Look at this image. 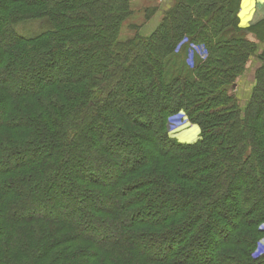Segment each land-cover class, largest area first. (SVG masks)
<instances>
[{
    "label": "trees",
    "instance_id": "obj_1",
    "mask_svg": "<svg viewBox=\"0 0 264 264\" xmlns=\"http://www.w3.org/2000/svg\"><path fill=\"white\" fill-rule=\"evenodd\" d=\"M240 1L175 0L149 36L121 41L129 0H0V264H264V254L251 256L264 220V48L257 54L246 37L263 40L264 19L240 27ZM22 19L39 31L18 34ZM183 37L207 56L172 69ZM251 56L261 65L242 108L231 88ZM179 109L200 127L195 143L165 130ZM106 128L104 148L89 150L86 133ZM77 148L83 155L72 157ZM113 148L135 156L118 162ZM98 161L105 168L94 177ZM66 164L102 181L83 188V217L55 216L60 200L36 213L34 198ZM239 182L233 201H219ZM219 204L228 227L208 214ZM204 225L223 238L204 244Z\"/></svg>",
    "mask_w": 264,
    "mask_h": 264
},
{
    "label": "rangeland",
    "instance_id": "obj_2",
    "mask_svg": "<svg viewBox=\"0 0 264 264\" xmlns=\"http://www.w3.org/2000/svg\"><path fill=\"white\" fill-rule=\"evenodd\" d=\"M175 0H169L168 2H162L160 0H144L142 1V3L137 4V5H132L131 4V0H129V14L128 17L125 19V21L123 22V24L121 25V29L118 32V38L122 41L125 39H128L129 37H132V35L136 32H138V34L143 35V36H149L157 27V25L161 22L162 17L164 16V14L166 13V11L171 8V6L174 4ZM146 4V6H144ZM140 5V6H139ZM169 5L168 7H165ZM240 5V4H239ZM161 12L159 17L156 18V22H155V26L152 29V31L150 33H145L142 30V26H144L146 22V20L148 21L150 19L151 16H153L154 12L156 11ZM239 25V23H238ZM240 26V25H239ZM14 30L18 33V34H22L23 36L29 37L31 35L36 34L39 31V23L36 20H28V19H22V20H18L15 24H13ZM241 27V26H240ZM230 30L234 31L232 28H230ZM247 36V34H246ZM7 41V40H6ZM5 41V42H6ZM255 45H256V53L259 54L262 49L264 48V39H258L257 35H255ZM176 47L174 48L173 52L177 53V57L175 59V63L172 66V69L178 68L180 67L181 64L184 65L185 68L188 69H192L194 67V64H197V62H199V60L205 59L207 56V50L206 47L204 46L203 43H199V42H192L190 43L189 40H187L185 37L182 38V40L176 43ZM206 54V56H205ZM205 56V58H204ZM54 66L50 67L51 69V73L52 75H56V77H58L59 75H57V73L53 74V70H55L56 72H61L62 66L59 64H55L53 63ZM259 65H261V61L256 57V56H251L250 59L247 61L245 68L243 69V71L240 73V75H238L235 79H234V87L231 88V93L233 95H235L241 103L242 108L245 107L248 99L250 98L252 92H253V85H254V72L255 69L257 67H259ZM58 67V68H57ZM53 69V70H52ZM175 71V70H174ZM228 85V84H227ZM228 87V90H230V87ZM12 90V89H11ZM8 95L10 97L15 96V94H13V92H11L10 90L8 91L6 89ZM126 109V111H130V107L129 106H124ZM12 112L15 111V107H10L9 110ZM152 112V111H151ZM148 112L146 114H154ZM262 121L261 123L264 124V116L262 115ZM142 120H145V117L142 118ZM23 122V121H20ZM165 130L167 132V134L169 135L170 138L174 139L175 141L179 142V143H195L198 139H199V134H200V127L198 125L197 122L192 121L189 119L187 113L183 110V109H179L175 112H172L170 114L167 115L166 119H165V124H164ZM91 130H88V132ZM87 137L83 138L85 143H86V139L92 140L94 144L90 145V144H86L87 148L89 150H97L98 148V142L100 143V145H103L104 148V142L103 140L109 136V132L108 129L106 128V131L104 133V136H96L94 134H92L91 132L86 133ZM128 136H121V139H124L123 141H129L130 145L132 146L131 148L134 147V145H136L135 143H139V141L137 139H132L129 140L127 138ZM108 145V144H107ZM113 146V145H111ZM108 145L109 148L104 149L105 153H108L107 151H110V147ZM115 146V145H114ZM116 147V146H115ZM128 147V146H127ZM102 148V147H101ZM112 148V147H111ZM159 149L162 150V148L160 146H158ZM112 151L110 152V154H112L115 158H117L118 162L122 161L123 163H125L127 160H129L130 157L135 156L133 153H130V151H126L124 148L120 149L119 152L117 153L116 148L111 149ZM160 150V151H161ZM27 151L24 152V154ZM114 152V154H113ZM109 154V153H108ZM72 157H76L78 158V156H82L83 154L81 153V151H79V148H77V150L73 153L72 152ZM27 157H25L24 162H27ZM85 161H91L92 163V159L89 158H85ZM126 160V161H125ZM125 161V162H124ZM29 164V163H27ZM127 164V162H126ZM4 168H6V165H3ZM91 168L89 170L88 173H92V175H99L100 172H102V169L105 168L104 164L102 162H97L96 164H93L90 166ZM2 168V166L0 167V169ZM86 172H84L82 169H76L73 170V168L71 167V164H66L63 169L61 170V172H59V174L55 175V183L54 186L50 188H48V190H44V188L51 186L49 182L46 183L45 187L42 188L41 191H43V196L39 197L36 196L34 198V202L35 205H37L38 211H36V213H40V211H45L46 208H52L51 206H48L47 204H44V202L46 201H50V202H58V200L60 201H64L63 203L65 204L64 209L57 211L56 209H61V207H59L58 205H53L56 206L57 208L52 210V213L57 216V212L60 213V215L62 213H68L71 215H74L75 217H83L84 214L83 211H85L84 208V201H90L89 199L86 198V190L87 189H83L85 188H89V187H95L97 188V186H94L96 181H101V180H91V178L85 174ZM104 173L106 175L103 174L102 177H109L111 174H109V172L104 171ZM76 179V183L73 182H69L68 180L71 178ZM27 177H25L24 179H26ZM28 179V178H27ZM109 179H111L109 177ZM112 180V179H111ZM125 180V178H124ZM102 182V181H101ZM105 182V181H104ZM108 184L105 186L104 190H107V188L110 190V185H112V181L108 180L106 181ZM28 183V182H27ZM242 182H239L238 185L236 186H230L228 189V193L219 196V201H233L234 200V194L236 192H239L240 190V184ZM99 188V187H98ZM113 188V187H112ZM113 190V189H112ZM141 190V189H140ZM64 196H70L65 198ZM143 201H146V198H143ZM154 201H170L171 199H168V197L165 196H158L155 199H153ZM74 201V202H72ZM94 201L93 204L95 205L93 208H97V209H92V211L94 210H98L100 209V204L97 203V201ZM44 204V205H43ZM224 205V203H223ZM223 205L219 204V206L217 208H211L209 210V216L213 217V219H217L221 222V224H223L224 226L228 227L224 222H222L221 218L219 217L223 212H225L228 215V210H225V206L223 209ZM63 208V207H62ZM180 209V207H179ZM58 214V216H60ZM157 214H155L156 216ZM229 217V215L227 216ZM235 217L233 215H231V219L233 220ZM230 220V218H229ZM98 227V225H96ZM205 227V234L203 235L202 239L205 240L204 244H206V242L208 243V239H210L211 243L215 242V241H219L223 238V236H221V234L219 232L216 231V229H212L210 226H206ZM99 228V227H98ZM257 229L260 231L259 234V238L257 239L255 246L253 247V250L251 252V256H259L264 254V220H261L258 224H257ZM210 247V245H209ZM211 248V247H210ZM213 251V250H212ZM214 252V251H213ZM215 258V256H214ZM214 261V259H213Z\"/></svg>",
    "mask_w": 264,
    "mask_h": 264
},
{
    "label": "crops",
    "instance_id": "obj_3",
    "mask_svg": "<svg viewBox=\"0 0 264 264\" xmlns=\"http://www.w3.org/2000/svg\"><path fill=\"white\" fill-rule=\"evenodd\" d=\"M144 0H131L132 5L142 3ZM168 2L169 0H160ZM140 6V5H139ZM146 6V4L144 5ZM169 5L165 6L168 7ZM161 12L158 10L154 12L153 16L142 26L145 33H150L155 26L156 18L159 17ZM239 25L243 28L253 25L264 19V0H241L238 10ZM249 40H255V34L252 32L247 33L246 36Z\"/></svg>",
    "mask_w": 264,
    "mask_h": 264
},
{
    "label": "built area",
    "instance_id": "obj_4",
    "mask_svg": "<svg viewBox=\"0 0 264 264\" xmlns=\"http://www.w3.org/2000/svg\"><path fill=\"white\" fill-rule=\"evenodd\" d=\"M207 52V51H206ZM205 56H206V54H205ZM205 56H204V58H205Z\"/></svg>",
    "mask_w": 264,
    "mask_h": 264
}]
</instances>
